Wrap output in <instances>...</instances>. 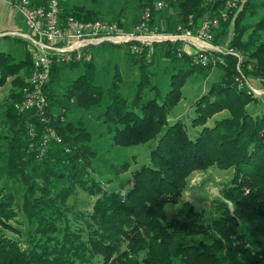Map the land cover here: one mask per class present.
Here are the masks:
<instances>
[{"label": "trees", "instance_id": "1", "mask_svg": "<svg viewBox=\"0 0 264 264\" xmlns=\"http://www.w3.org/2000/svg\"><path fill=\"white\" fill-rule=\"evenodd\" d=\"M32 1L35 5L44 3ZM178 1L181 19L186 22L190 15L198 18L206 11H221L226 0ZM248 11L254 14L255 10L251 7ZM80 12L66 13L62 9L61 15L98 19L82 8ZM239 18L238 14L235 19L238 21ZM254 33L256 35L243 46L250 49L252 44L255 49L242 65L246 76H256L264 83V19ZM240 41L241 37L236 36L233 46L242 48ZM178 45L161 41L156 43V48L163 56L176 58ZM224 56L228 81L224 86L213 85L199 100L192 124L201 125L202 129L194 137L181 122H167L168 114L182 97L184 81L179 72L172 75L171 89L164 99L156 92L139 103L140 92H136L131 100L120 93L118 67L114 69L110 85L103 89L95 81L93 59L54 61L44 86L48 120L45 122L35 110L17 112L13 105L7 112L8 132L12 133L7 164L11 176H19L26 188L19 207L12 191L0 190V228L19 235L20 229L10 222L17 220L18 211L23 213L29 226L27 232L22 231L21 238L9 236L0 229V264H226L225 250L232 248L233 237H245L247 228L264 216V111L251 113L246 109V104L256 97L247 89L232 86L236 76L240 75L236 69L237 58L230 53ZM181 57L189 63L188 66L184 64L186 69L194 68L196 64L189 55L184 53ZM151 60L137 55L140 89L148 85L145 67ZM66 65L82 67L67 88L68 94L75 97L79 105L89 108L93 103L107 100L103 116L105 121L115 125L113 137L116 143L130 145L158 139L151 162L142 164L134 172L132 187L124 194L103 191L94 201L91 212L81 217L74 214L71 218L57 205L56 198L65 192L63 188L55 194L50 187L51 177L66 179L70 184L81 183L84 169L89 165L84 158L87 152L74 144L51 113L56 102L51 85ZM32 67L30 53L17 59L12 52L0 50V87L13 77L19 88L12 98L18 99ZM21 71L24 72L22 76ZM223 109H228L230 115L212 126L206 125L210 117ZM49 126L62 136L63 141H47L41 156L43 161L39 163L37 156L42 149V137ZM32 128L33 136L30 134ZM51 164L61 168L54 170ZM211 165L233 170L232 182L222 191L224 198L214 201L215 216L204 223L200 220V212L191 205L184 215L169 216L166 206L180 201L188 176L194 170ZM192 238L197 240L191 241ZM124 242L126 247L122 248ZM260 251L264 252V248ZM249 258L247 264L259 261L256 256Z\"/></svg>", "mask_w": 264, "mask_h": 264}, {"label": "rangeland", "instance_id": "2", "mask_svg": "<svg viewBox=\"0 0 264 264\" xmlns=\"http://www.w3.org/2000/svg\"><path fill=\"white\" fill-rule=\"evenodd\" d=\"M36 2H46L47 0H34ZM61 8L66 13L80 12L84 9L92 13L91 17L107 21H115L123 29H130L140 17L143 4L155 0H58ZM168 2L169 8L159 10L155 13V24L167 32H174L179 23H184L181 19L180 7L178 0H163ZM236 5L229 11V17L223 21L220 27L212 31V41L220 49L218 52L209 54V63L202 66L198 63L192 69H186L188 61L181 59V56L165 57L160 49L152 60L145 67L148 75V85L140 89L141 71L139 62L136 61L137 55L129 51V45L103 43L92 46L90 53L93 54V62L96 66L95 81L103 89H106L114 74L115 67H118L121 75L120 93L128 100H131L135 93L140 92L141 98L139 103L147 100L159 92L164 99L167 92L171 89V77L179 72L182 74L183 86L181 88L182 97L179 102L171 109L167 117V122L173 123L179 121L188 131L190 136H195L202 129L201 125L194 126L192 118L195 116L196 107L199 100L204 94H207L213 85L224 86L228 79L225 77L227 65L225 54L230 53L237 58L236 69L240 75L235 78L232 85L235 88H243L240 82L245 81L248 92H251L256 98L246 104V109L251 113H262L264 111V83L256 76L245 75L242 61L249 58L255 46L251 44L250 49H246V41L256 35L255 28L260 21L264 19V0H234ZM227 2L221 11L227 9ZM253 7L254 14L248 10ZM214 15L218 12L214 11ZM241 18L237 21V15ZM230 20V21H229ZM229 22V24H224ZM0 36V50L15 52L16 47L20 48L25 57L29 50L25 42V48L22 44L15 43L11 37ZM236 36L241 37V47L233 46ZM11 44V47H10ZM172 44L183 45L181 42H172ZM176 47V50L177 48ZM185 54L188 52L183 51ZM222 52V53H221ZM235 58V59H236ZM218 59H221L219 61ZM184 64H186L184 66ZM223 65V66H222ZM182 67V68H181ZM184 67V69H183ZM82 71L81 65L70 67L66 65L54 77L51 85L56 102L51 107V113L56 119V124L68 134L74 144L81 147L80 150L86 151L89 165L84 169L83 180L77 184L71 183L63 178L51 177L50 187L55 194L63 188L58 201V206L66 210V214L71 218L74 214L79 217L86 212H91L94 201L100 197L103 191L125 193L128 188L134 184L133 174L142 164L150 163L153 150L157 147L158 139H149L137 144H119L114 141L113 128L114 123L105 121L103 111L107 100L96 102L89 108H84L78 104L75 97L68 94L70 82ZM22 76L24 72H19ZM248 84H247V83ZM156 85L157 88H153ZM249 85L253 88H247ZM18 86L14 84V78L9 77L7 82L0 87V190L12 191L15 195V204L20 206L22 196L26 188L25 182L19 176H11L8 168V157L11 149L12 133L8 132L7 112L13 105L15 99L13 94L18 91ZM256 90L257 92H255ZM160 99V100H163ZM130 102V101H129ZM196 111V112H195ZM229 110L223 109L216 112L210 117L206 125L212 126L214 122L229 116ZM45 122L48 118L44 115ZM167 125L165 126V128ZM54 130L52 127H47ZM55 131V130H54ZM46 132L47 129H46ZM56 132V131H55ZM57 133V132H56ZM34 135V131L30 132ZM59 140L49 136L47 140H53L57 143L63 141L62 136L57 133ZM44 136L42 137V139ZM34 144V142H32ZM42 148L46 150L47 145L42 142ZM40 163L43 159L37 156ZM56 164L55 161L52 162ZM51 164L52 169L56 170L61 167ZM233 178L232 169H221L211 165L203 170H194L187 178L184 191L181 193L180 201L176 204H168L166 211L169 216H182L186 213L187 208L191 205L196 211L200 212L201 221L208 223L214 216V201L218 198H224V186L230 184ZM44 183V181H43ZM74 184V185H73ZM1 190V191H2ZM13 225L20 229L18 235L13 230L0 229L9 236L21 238L22 231L27 232L28 222L21 211H18L17 220L11 219ZM254 232V234L251 232ZM198 238V237H197ZM192 238V240H197ZM242 239L239 245H234L236 239ZM255 241V242H254ZM245 242V243H243ZM232 248L225 250L226 264H247L249 256H256L259 261L264 260V216L254 225L247 228L245 237H233L231 242ZM126 243L122 244V248ZM255 264V263H254Z\"/></svg>", "mask_w": 264, "mask_h": 264}, {"label": "built area", "instance_id": "3", "mask_svg": "<svg viewBox=\"0 0 264 264\" xmlns=\"http://www.w3.org/2000/svg\"><path fill=\"white\" fill-rule=\"evenodd\" d=\"M10 2L24 16L27 28L15 34L27 43L33 62L27 83L21 88V95L14 101L13 108L17 112L35 110L42 119L48 106L44 86L50 77L54 61L69 62L73 59L90 61L93 59V54L89 52L91 47L103 43H127L133 53L144 55L151 60L156 53V43L170 41L182 43L183 48L182 46L177 48L178 56H182L183 51H186L192 62L206 66L209 63V54L220 51L212 41V31L218 29L221 23L228 19L229 10L236 5L234 0H228L226 10L219 11L216 15L213 14L216 10L206 11L198 18L190 15L186 22L176 26L174 32H167L152 21L153 12L169 8L168 2L163 0H155L153 4L146 5L130 29L121 28L115 21L99 18L83 20L72 14L62 16L58 0H47L38 5L32 0ZM244 82L242 80L240 86L246 88ZM247 88L253 89L250 85ZM30 131L33 132V128ZM47 131L42 140L44 144L47 143L49 136L59 140L54 130L47 128ZM44 152L43 147L39 157ZM235 239L233 244L239 245L242 239ZM255 264H264V260Z\"/></svg>", "mask_w": 264, "mask_h": 264}, {"label": "crops", "instance_id": "4", "mask_svg": "<svg viewBox=\"0 0 264 264\" xmlns=\"http://www.w3.org/2000/svg\"><path fill=\"white\" fill-rule=\"evenodd\" d=\"M26 28L24 16L11 4L10 0H0V36L10 37L9 35H11L15 39V43L20 42L24 49L25 41L15 32L26 30ZM21 52L19 44L15 52L12 53L17 59H20L23 57Z\"/></svg>", "mask_w": 264, "mask_h": 264}]
</instances>
